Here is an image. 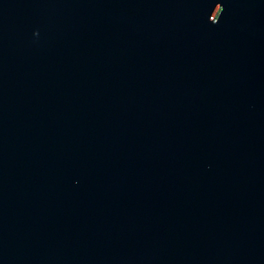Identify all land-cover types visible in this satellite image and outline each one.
<instances>
[{"label":"water","instance_id":"1","mask_svg":"<svg viewBox=\"0 0 264 264\" xmlns=\"http://www.w3.org/2000/svg\"><path fill=\"white\" fill-rule=\"evenodd\" d=\"M0 264H264V0H0Z\"/></svg>","mask_w":264,"mask_h":264}]
</instances>
